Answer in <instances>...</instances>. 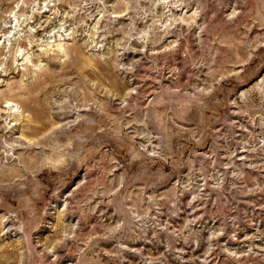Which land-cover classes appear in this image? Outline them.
<instances>
[{"label": "rangeland", "instance_id": "1", "mask_svg": "<svg viewBox=\"0 0 264 264\" xmlns=\"http://www.w3.org/2000/svg\"><path fill=\"white\" fill-rule=\"evenodd\" d=\"M0 264H264V0H0Z\"/></svg>", "mask_w": 264, "mask_h": 264}]
</instances>
